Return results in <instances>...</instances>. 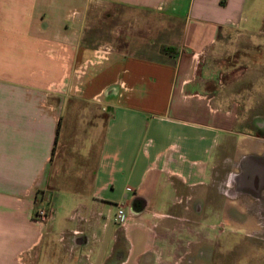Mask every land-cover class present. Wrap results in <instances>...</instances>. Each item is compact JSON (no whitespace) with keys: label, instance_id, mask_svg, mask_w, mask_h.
Returning a JSON list of instances; mask_svg holds the SVG:
<instances>
[{"label":"crops","instance_id":"1","mask_svg":"<svg viewBox=\"0 0 264 264\" xmlns=\"http://www.w3.org/2000/svg\"><path fill=\"white\" fill-rule=\"evenodd\" d=\"M263 41L264 0H0V264H157L184 241L193 256L194 191L226 152L264 231V144L240 130L252 99L216 65Z\"/></svg>","mask_w":264,"mask_h":264},{"label":"rangeland","instance_id":"2","mask_svg":"<svg viewBox=\"0 0 264 264\" xmlns=\"http://www.w3.org/2000/svg\"><path fill=\"white\" fill-rule=\"evenodd\" d=\"M230 39H233V36ZM240 45L232 46L233 49L237 50L233 55L217 58L216 65L219 68L218 72L225 75L224 81L237 82L234 91H241L247 101L252 99L251 105L246 103L247 105L242 106V111L245 110L247 113L240 114L243 119L241 120L242 124H244L240 130L253 136L257 142L264 144V46L259 47L262 49V55L254 57L252 54L250 55L252 53L250 48L253 47L249 43L243 42V45ZM218 80L219 75H216V81L218 82ZM238 81L243 84L241 88L236 87ZM255 82L262 86L261 90L253 88ZM255 115L263 123L262 129L255 128ZM237 140L242 142L244 138L238 137ZM240 142L237 144L238 151L241 150ZM240 158L241 155L237 153L226 152L223 157L218 158L220 161L214 169L213 183L209 189L203 188L194 191L198 195H204L206 200H194L193 256L185 255L186 249L190 251L192 245L184 241L178 243L177 253L181 255L178 254L174 260H158L157 264H264V231L261 227H257L261 222H258L260 218L258 219L254 215L253 202L245 201L246 173L244 174L245 169L240 168L241 165L239 166L242 161ZM255 159L254 156L250 157V160ZM261 166L263 167L260 168L263 169L260 170V173H257L255 168L246 169V172L251 170V182H254L258 176L264 180V160ZM241 176L243 177L242 185L240 184ZM252 192L254 193V191ZM250 193L247 192V198L252 195ZM136 203L145 205L144 201H135ZM212 203L215 206L214 210L210 207ZM240 204L243 206L246 204L249 206L248 208L252 209L248 211L250 215L246 217L240 214ZM144 209L139 207L137 210L141 212ZM126 221L125 217L117 219L119 225L125 224ZM184 224H186L184 221L183 223L182 221L175 223L180 227ZM258 230L262 231L259 232ZM56 247L59 248L60 245ZM35 264H75V262L36 260Z\"/></svg>","mask_w":264,"mask_h":264},{"label":"built area","instance_id":"3","mask_svg":"<svg viewBox=\"0 0 264 264\" xmlns=\"http://www.w3.org/2000/svg\"><path fill=\"white\" fill-rule=\"evenodd\" d=\"M109 53V49H106L103 51V53H99L98 56L96 57L97 60H106L107 59V54ZM84 71L85 69H83L82 71H80L78 73V77L82 78V76L84 75ZM45 203L46 206L39 208L36 213L34 214V219L41 222V223H46L49 220L52 219L53 217V213H54V209L52 206V200L50 197L47 196V198L45 199ZM123 217V210L120 209L118 215H117V219H122Z\"/></svg>","mask_w":264,"mask_h":264}]
</instances>
